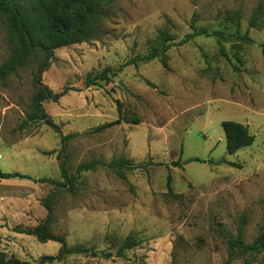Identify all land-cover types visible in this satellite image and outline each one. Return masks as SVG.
Returning a JSON list of instances; mask_svg holds the SVG:
<instances>
[{
    "label": "rangeland",
    "instance_id": "obj_1",
    "mask_svg": "<svg viewBox=\"0 0 264 264\" xmlns=\"http://www.w3.org/2000/svg\"><path fill=\"white\" fill-rule=\"evenodd\" d=\"M260 3L116 0L96 39L56 49L42 82L55 92L71 90L43 106L62 135L76 134L62 152L69 177L77 176L71 190L58 159L61 135L41 121L23 126L42 57L0 82V175H26L0 176V253L37 264L59 255L62 245L54 239L62 236L69 247L112 256L69 254L45 264H226L227 237L237 235L243 220L246 242L256 240L264 232V16L259 28H249V19ZM239 10L240 33L250 42L202 35L172 45L166 65L154 59L123 66L157 45L161 31L176 41L191 33L194 16L199 27L236 33L228 14ZM6 37L0 19V63L9 54ZM105 69L110 79L103 86L87 84L90 73ZM224 121L247 125L254 143L229 154ZM120 158L135 166L126 179L105 166L77 173L79 164ZM52 195L51 238L14 230L44 224L43 201ZM128 235L139 244L117 257ZM232 264H264V252Z\"/></svg>",
    "mask_w": 264,
    "mask_h": 264
},
{
    "label": "trees",
    "instance_id": "obj_2",
    "mask_svg": "<svg viewBox=\"0 0 264 264\" xmlns=\"http://www.w3.org/2000/svg\"><path fill=\"white\" fill-rule=\"evenodd\" d=\"M116 0H0V19L6 28L7 42L9 44V54L7 58L0 63V82L6 84L8 77L17 73L19 70L27 68L33 61L42 57L38 67V73L34 79L35 93L32 97V110L28 113L27 119L24 120L23 126L35 121H41L54 128L60 135L62 141V151L58 154V159L62 160L61 170L64 178L70 185V189L75 188L77 176L68 175L66 157L62 152L66 150L65 141L76 136V134L62 135L61 131L55 125L53 120L48 117L43 103L45 101H59L66 95L71 88L65 87L59 92H55L42 82V74L50 66V58L54 51L58 48L89 42L96 39L102 21L107 17V7ZM229 20L237 23L236 33L230 34L223 30L210 31L208 27H199L196 24L197 17L194 16L191 23V33L186 34L181 40L176 41V37L169 31L160 32L157 45L153 46L150 51L144 55H136L126 61L123 66L139 65L141 62H148L154 59H160L166 65L167 51L174 44H185L198 36H215L220 41L239 40L242 42H250L251 39L247 34L240 33V21L242 12L236 11L228 14ZM264 4L260 3L252 12L249 19V28H259L263 26ZM262 54L264 60V43L262 44ZM110 69H105L101 73L87 76V84H98L103 86L110 79ZM148 84L155 86L154 83L148 81ZM121 120L131 123H139L138 117H129L120 115ZM108 122L96 127V130H105L115 123ZM226 141L227 151L229 154H236L240 149L251 146L254 143L255 136L249 131L247 125L241 122L224 121L222 123ZM197 161H205L200 158H194ZM224 160V159H223ZM174 164L180 165V162ZM99 166L110 167L114 169L120 178L126 179V170L135 168L126 159L113 160L108 163L101 161H91L79 164L77 173L93 170ZM2 177H26L19 172L1 173ZM41 182L56 184L61 187L55 179L41 178ZM168 192L174 195L171 187V177L168 178ZM53 196L45 198L44 206L48 209L49 217L44 224L36 227L24 228L17 226L14 228L19 233L28 235H36L41 241H45L48 237V227L50 225L51 215L53 212L52 199ZM244 221L240 223L236 236L227 235L223 230L221 234L227 237L229 260L226 264H232L233 259L238 257L252 256L264 252V232L261 233L252 243H247L244 238ZM56 242L61 243L58 256H43L39 263L45 264L48 261L62 259L69 254H82L90 252L93 256L109 258L112 253H97L93 249L84 246L69 247L64 237L55 238ZM139 241L132 235H128L117 249L115 255L124 257L128 250L138 246ZM0 264H32L28 261H22L15 257H6L0 253Z\"/></svg>",
    "mask_w": 264,
    "mask_h": 264
}]
</instances>
